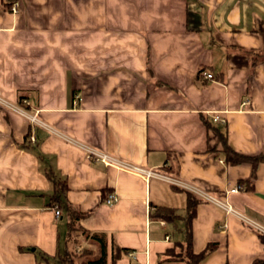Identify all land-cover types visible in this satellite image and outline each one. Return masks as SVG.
I'll return each mask as SVG.
<instances>
[{"label":"crops","instance_id":"obj_1","mask_svg":"<svg viewBox=\"0 0 264 264\" xmlns=\"http://www.w3.org/2000/svg\"><path fill=\"white\" fill-rule=\"evenodd\" d=\"M12 1L0 0V99L36 120L0 103V264H57L65 204L105 234L106 264H185L163 252L197 190L233 209L196 203L192 249L213 244L198 264L264 258V0ZM225 144L261 158L231 163ZM160 205L182 218L152 217Z\"/></svg>","mask_w":264,"mask_h":264},{"label":"trees","instance_id":"obj_2","mask_svg":"<svg viewBox=\"0 0 264 264\" xmlns=\"http://www.w3.org/2000/svg\"><path fill=\"white\" fill-rule=\"evenodd\" d=\"M204 67H200L197 70L196 77H201V72ZM195 77V78H196ZM202 83H204L202 81ZM224 152L227 161L231 163H238L243 160H249L256 163L261 157H251L240 154L233 150L230 146L225 144ZM264 159V158H261ZM49 178L54 181V184L59 185L58 188H63L61 182L54 180L53 175L47 171ZM202 198H195L191 201L187 200L185 206L186 212L183 216L184 219V238L181 241H175L173 246L166 249L163 252L165 258L169 260H183L185 264H198L208 253L213 249V244L208 243L205 248L199 252H195L191 246V219L195 213V205ZM65 217H66V236H65V247L62 253L58 257L57 264H106V238L103 233H91L89 234L86 230L82 229L79 225V219L85 215L83 212L78 210L75 206L70 204L64 205ZM174 207L160 205L157 206L153 212L152 217H160L167 222H174L176 219L182 217L177 214ZM259 239L263 243L264 247V232H258ZM87 239L90 243L95 245L94 249H81L76 250L71 244L79 243ZM251 264H264V258H255Z\"/></svg>","mask_w":264,"mask_h":264},{"label":"built area","instance_id":"obj_3","mask_svg":"<svg viewBox=\"0 0 264 264\" xmlns=\"http://www.w3.org/2000/svg\"><path fill=\"white\" fill-rule=\"evenodd\" d=\"M17 8H18V1L14 0L12 1V3L10 4L9 6V10L11 12H16L17 11ZM202 76L205 78V79H212L213 78V75L210 73V72H207V71H202L201 72ZM0 103L7 106V107H13V108H16L18 110H20L21 112L23 113H26L27 114V117L29 119H31L32 121L36 120L35 118V115H31L30 113L26 112L24 109H22L21 107L17 108V106H14V105H11V104H8L7 102H5L4 100L0 99ZM20 104L22 106H24L25 104H27V100L26 99H22L20 101ZM212 120L215 121V122H221L223 123L224 122V118L215 114L212 116ZM29 138L31 140H34L33 136L30 135ZM93 153L105 164H116L118 162H116L117 160L115 158H112L111 156H108L104 153H98V152H94ZM142 173L144 176H149V175H152L154 174L151 170H142ZM239 189V186H234L232 187L229 191L231 192H234V191H237ZM196 191V190H195ZM197 194H199L203 199H206L208 201H211L212 203L214 204H217L219 206H221L222 208H224L227 212H233V209L231 208L230 205L228 204H224L223 202L217 200L216 198L206 194L205 192L201 191V190H197L196 191ZM117 199V196L114 192H109L104 198H103V201L106 203V204H112L116 201ZM54 215L56 218H59L62 216V212L61 210L58 208V207H55L54 208ZM225 227V224L222 225V229H224ZM76 250H80V246H77L76 247Z\"/></svg>","mask_w":264,"mask_h":264},{"label":"rangeland","instance_id":"obj_4","mask_svg":"<svg viewBox=\"0 0 264 264\" xmlns=\"http://www.w3.org/2000/svg\"><path fill=\"white\" fill-rule=\"evenodd\" d=\"M20 103V102H19ZM22 106V105H21ZM21 108H23V107H21ZM75 249H76V247H75Z\"/></svg>","mask_w":264,"mask_h":264}]
</instances>
